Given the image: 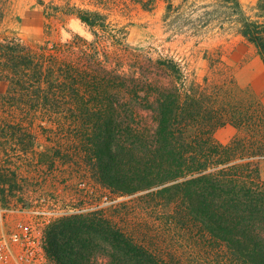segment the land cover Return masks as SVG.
<instances>
[{
  "label": "trees",
  "instance_id": "trees-1",
  "mask_svg": "<svg viewBox=\"0 0 264 264\" xmlns=\"http://www.w3.org/2000/svg\"><path fill=\"white\" fill-rule=\"evenodd\" d=\"M157 1L37 0L47 19L75 17L93 37L32 45L1 34L0 0V205L30 207L32 195L58 191L113 200L110 214L90 209L47 226L56 264H264V181L251 160L264 155V106L235 101L220 47L208 61L225 72L220 82L186 81L171 60L141 64L125 43L131 11ZM162 2L166 31L238 34L264 60V0ZM114 13L128 21L113 27ZM224 123L244 134L217 142Z\"/></svg>",
  "mask_w": 264,
  "mask_h": 264
},
{
  "label": "rangeland",
  "instance_id": "rangeland-1",
  "mask_svg": "<svg viewBox=\"0 0 264 264\" xmlns=\"http://www.w3.org/2000/svg\"><path fill=\"white\" fill-rule=\"evenodd\" d=\"M79 1V0H75ZM197 3H210L213 0H194ZM245 6L249 7L255 0H240ZM164 10V3H159L154 10L144 11L142 9H133L131 11L130 25L128 27V34L125 43L134 48L140 53L141 64H146L147 58L153 60L161 58L171 60L178 64L179 71L184 75L186 81H196L202 83L203 77L209 76L210 80L221 81L226 78L224 71H217L214 73L209 69V58L216 56V49L220 47L225 63L227 58L225 56L227 49L232 45L234 34L231 32H220L217 28H212L209 32L204 34L202 38L192 37L188 33L172 34L166 31L162 25L161 16ZM113 27H119L126 23L128 19H123L118 13H114L110 17ZM64 22V23H63ZM49 20L43 14V8L37 3V0H7L5 16L1 25V34L7 36H18L24 41L32 45H40L46 39H57L69 37L71 33H78L86 38L93 37L91 31L82 24L77 18L69 17L64 21ZM53 23V24H52ZM53 25L52 33L49 34L47 25ZM105 44H110L108 41ZM110 50L115 48L109 46ZM227 65H229L227 63ZM230 66V65H229ZM231 67V66H230ZM232 71V68H231ZM225 75V76H224ZM233 76V74H232ZM232 87L235 90V101H255L247 91L239 89L232 80ZM5 89V83L0 80V93ZM230 125V128L227 126ZM234 133L231 134V130ZM244 131L239 130L229 123H224L218 126L213 132V138L221 143L227 144L230 140L238 135H243ZM40 140L46 141L48 136L43 133L39 135ZM254 161L259 170L262 180L264 181V155L255 156L251 159ZM59 196L65 197L60 191L57 192ZM46 197L34 194L29 197L31 205L36 207H52L59 211H65L66 214H72L70 209L76 207L92 208L95 205H102L107 209V213H112L114 208L111 206L113 200L97 197L91 200L90 198L65 197ZM85 201L82 203V201ZM122 197L116 199V203L124 201ZM81 203V204H79ZM82 205V206H81ZM110 206V207H109ZM22 215L18 213H7L3 218V225H14L17 220L21 219ZM92 264H105V260L99 258Z\"/></svg>",
  "mask_w": 264,
  "mask_h": 264
},
{
  "label": "built area",
  "instance_id": "built-area-1",
  "mask_svg": "<svg viewBox=\"0 0 264 264\" xmlns=\"http://www.w3.org/2000/svg\"><path fill=\"white\" fill-rule=\"evenodd\" d=\"M102 198H105L104 196ZM102 205L92 208L68 209L72 213L100 209ZM18 213L22 218L14 225L0 227V264H56L46 251L45 230L49 224L63 215L52 207L11 208L0 205V223L7 213Z\"/></svg>",
  "mask_w": 264,
  "mask_h": 264
},
{
  "label": "crops",
  "instance_id": "crops-1",
  "mask_svg": "<svg viewBox=\"0 0 264 264\" xmlns=\"http://www.w3.org/2000/svg\"><path fill=\"white\" fill-rule=\"evenodd\" d=\"M161 2L162 0H158L156 6ZM234 36L232 45L225 54L227 63L232 68L234 83L264 106V60L252 43L238 34ZM227 128H230V125ZM230 130L231 134L235 132L234 129Z\"/></svg>",
  "mask_w": 264,
  "mask_h": 264
}]
</instances>
